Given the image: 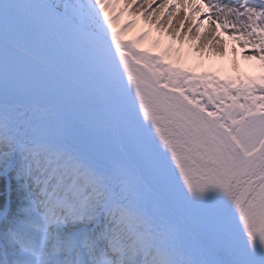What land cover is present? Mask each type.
<instances>
[{"label": "snow or ice", "instance_id": "6c2138e0", "mask_svg": "<svg viewBox=\"0 0 264 264\" xmlns=\"http://www.w3.org/2000/svg\"><path fill=\"white\" fill-rule=\"evenodd\" d=\"M121 3L0 0V264H264V76L126 39ZM206 6L264 61V0Z\"/></svg>", "mask_w": 264, "mask_h": 264}, {"label": "rangeland", "instance_id": "374dc122", "mask_svg": "<svg viewBox=\"0 0 264 264\" xmlns=\"http://www.w3.org/2000/svg\"><path fill=\"white\" fill-rule=\"evenodd\" d=\"M141 1L142 0H126V3H121L115 10L116 13H119L126 6L128 7V11L125 12L121 20L118 21L119 26L135 21L131 27H137L135 31H138V34L136 33L138 36L134 35L133 37H129L125 34L126 39L138 38L145 32L151 33L158 26L156 22L147 16V12H143L142 5L140 4ZM164 9H166V11L169 10L168 6L163 8V10ZM173 9L176 14L169 24L170 29L167 31L171 36L169 40L161 42L156 36V39L152 38L148 41L145 40V43L143 42L145 48H150L153 52H161L169 45L174 46V49L182 48L181 60L188 66L193 67L198 73L213 71L221 78L236 77L239 75L242 80L248 76L254 78L264 76V61L259 59L261 53L254 50L251 45L245 46L240 41L232 39L231 32H226L223 28L220 30L221 33L219 36L216 35V28H212L207 34L203 27L196 25V14H192L181 4L173 7ZM229 19H231V17ZM141 20L145 22V25L141 24ZM217 23L219 25L220 22L217 21ZM181 24L183 27H181ZM188 29H191V31H188ZM177 32L179 35L175 34ZM206 36L209 38L206 39ZM213 37H217L216 40H221V43L217 45L219 47L215 49L213 48L214 43L209 44V41L213 40ZM173 38H175V40H173ZM157 40L160 41V46L158 48L154 46V42ZM174 54L175 53H173V55ZM252 57H255V59H252ZM257 95H261V93H257ZM241 103H243V101H241ZM257 103H259V101Z\"/></svg>", "mask_w": 264, "mask_h": 264}, {"label": "bare ground", "instance_id": "6f19581e", "mask_svg": "<svg viewBox=\"0 0 264 264\" xmlns=\"http://www.w3.org/2000/svg\"><path fill=\"white\" fill-rule=\"evenodd\" d=\"M224 2H228V0H224ZM160 3H161V0H154V2L151 3V5H149L147 3H144L143 0L140 3L142 5L143 12H147V16L149 18H151V20H153L154 22H156L157 21V17H159L160 23L163 24V27H161L156 22L158 24V26L146 38L147 41L150 40V39H152V38H155L156 36L160 39L161 42L162 41H165V40H169V38L171 37L168 34L167 31L170 29V25L169 24L172 22V19L175 17L176 12L174 11L173 6L171 4H167L168 9H169L167 11H166V9H164V10L163 9L162 10L159 9ZM178 4H181L182 6L186 7V10H189L192 14H196V16H195L196 17V19H195L196 25H200L201 27H203L204 28V31L207 34L212 30V28H216V31L219 32V34L221 33L220 30L222 28H218L217 21L215 23H213V22H210V21H208L206 19V16L209 15V14H212V12L214 11V10H210L206 6L207 5V0H198V2H194V0H179V3ZM154 9H159V10L156 11L155 15H151L150 16L149 14L152 13ZM169 12L172 13L171 16L168 15ZM161 16H163L164 18L161 17ZM213 20L215 21L214 15H213ZM201 21H203L202 24H201ZM141 24L142 25H145V22H143V20H141ZM136 28L135 27L134 28L133 27L129 28L125 34L127 36H129V37H133L134 35L136 36L138 34V31L137 32L135 31V30H137ZM216 35H217V33H216ZM217 36H219V35H217ZM207 38H209V37L206 36V39ZM173 40H175V38H173ZM217 41H219V43H215L214 42V45H213V48L214 49L216 47H219L217 45L221 43V40L217 39Z\"/></svg>", "mask_w": 264, "mask_h": 264}]
</instances>
